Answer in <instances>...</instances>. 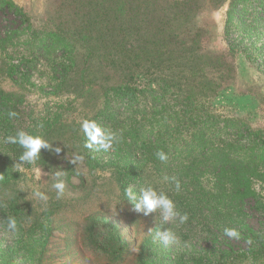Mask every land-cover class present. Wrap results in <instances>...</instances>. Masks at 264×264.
<instances>
[{
	"label": "rangeland",
	"instance_id": "374dc122",
	"mask_svg": "<svg viewBox=\"0 0 264 264\" xmlns=\"http://www.w3.org/2000/svg\"><path fill=\"white\" fill-rule=\"evenodd\" d=\"M13 1L32 18L37 35L22 36L15 43L30 63L18 69L14 77L19 80L17 82L0 73L1 87L25 96L27 114L44 115L50 119L55 114H61L58 123L80 120L86 113L81 101L61 92L56 86L58 78L63 75L62 70L56 69L71 61L70 53L62 41L51 39L49 32L57 25L64 30L77 28L84 19L86 23L95 22L99 19L98 9L102 0ZM83 8L89 14L83 17L81 13L76 15ZM195 12L191 24L203 29V47L212 55L211 66L204 72L213 81L218 78L213 84L214 96L210 105H206L211 109L210 114L224 121L238 125L245 123L252 129L264 131V0H225L221 4L203 0L200 9ZM86 30L88 35H93L95 25L87 24ZM72 34L75 38L79 37L76 32ZM92 38L102 48L104 33ZM12 50L15 48H8V51ZM7 54L5 50H0V68L3 67V58H8ZM132 65L136 71L131 84L135 89L132 90L135 92L134 99L124 94L109 97L113 101L109 110L116 112L120 109L119 114H124L120 119L126 124H130L134 114L137 118L140 115L169 114L186 105L184 99L175 96L172 91L175 87H171V83L162 94L165 98L163 102L146 90L157 86L162 64L138 60ZM148 66L151 67L147 69ZM23 72L26 74L22 78L20 75ZM151 73H154L151 78L155 81L149 79ZM202 73L199 71V76ZM193 101L204 105L201 97L193 98ZM228 128L229 124L221 129L214 126L211 133H220ZM230 130L236 133L237 125ZM71 135V131L65 128L64 137L61 136L60 141H52L53 147H59L61 151H54L49 157L52 163L48 160L46 164L38 160L27 162L15 159L0 137V264H165L166 261L173 264H264L263 256L249 254L217 262L215 258H207V254L202 258L204 252L201 248H211L212 240L186 235L184 232H188L189 226L181 223L179 217L165 223L158 212L146 216L130 207L127 198L121 196L114 177L115 167L106 164V160L113 158L119 159L117 167L125 166L124 158L113 148L104 150L94 144L91 147L92 156L100 161L95 167H89L76 149ZM65 137L71 138L68 144L63 140ZM175 158H167L162 164L173 163ZM178 158L181 160V157ZM143 166L145 172L153 174L152 179L166 170L157 166L151 155ZM57 171L61 173L59 177L56 176ZM172 178L167 173L160 184H169L174 195L189 197L184 193L183 183L179 182L181 187L177 190ZM175 178L180 180L177 176ZM58 180L65 184L64 194L59 198L53 188ZM147 180L144 181L146 184H155ZM208 184V179L203 180V185ZM260 184L263 183H258V190L264 196V187ZM40 193L47 199H41ZM8 202L20 207L17 215ZM250 214L253 215L252 211ZM10 218L16 220L15 230L8 227ZM249 222L257 226L256 217H251ZM92 223L101 224V229L106 231L97 243L101 245L110 243L109 230L112 226L117 228L115 238H120L121 242L112 245V254L105 253L88 240L86 227ZM194 224L197 222L194 221ZM166 229L176 234L174 243L165 245L155 239L157 231ZM96 231L99 230L96 228ZM198 242L200 245H197ZM229 245L236 249L241 247L239 251L245 248V243L229 236L224 244L219 243L216 247L223 249Z\"/></svg>",
	"mask_w": 264,
	"mask_h": 264
},
{
	"label": "trees",
	"instance_id": "16d2710c",
	"mask_svg": "<svg viewBox=\"0 0 264 264\" xmlns=\"http://www.w3.org/2000/svg\"><path fill=\"white\" fill-rule=\"evenodd\" d=\"M213 1L221 4L225 0ZM202 3L203 0H102L98 9L99 19L95 22L86 23L84 19L79 27L65 30L54 26L49 36L62 41L71 56L67 65L56 69L63 73L56 86L61 92L81 101L86 113L78 121L60 123L61 114H55L52 119L27 114L25 96L6 91L0 85V137L11 155L21 160L23 149L7 143L8 136L24 130L43 134L49 142L60 141L65 128H68L85 164L95 167L100 160L92 156L91 148L87 147L89 141L81 127L86 120L95 121L117 138L110 148L124 158L126 165L117 167L119 159L113 158L106 160V164L115 167L114 177L122 197L127 198L124 195L127 187L136 184L132 188L139 191L148 185L144 182L148 179L174 200L181 215H187L185 223L189 227L188 232H184L186 235L212 240L211 248H201L204 252L202 258L207 254V258H215L217 262L239 254L264 257V196L258 190V183L264 184V131L252 129L245 123L238 125L219 119L210 114L211 109L206 106L210 105L214 96L213 84L218 78L213 81L204 72L211 66L212 55L203 47V29L191 24V18ZM79 13L82 17L89 14L84 8L76 15ZM31 20L24 8L13 0H0V50L8 52V58H3V67L0 68V71L4 70L0 73L16 82L19 81L14 78L18 69L30 62L21 55L15 43L22 36L37 35ZM87 24L95 25L93 35H88ZM72 32L78 33L79 37L75 38ZM103 33L105 40L99 48L92 37ZM9 47L15 50L8 51ZM138 60L163 66L157 76V86L146 88L155 94L156 100L164 101L162 94L171 83V87H175L172 90L175 96L184 99L186 105L169 114L140 115L138 118L134 114L130 124L120 119L124 116L119 114L120 109L116 112L109 110L113 103L109 99L112 95L124 94L134 99L135 92L132 90L135 89L131 84L136 71L132 64ZM199 71L203 72L200 76ZM25 74L23 72L20 76L23 78ZM152 75L154 73L149 79L155 81ZM198 97L202 98L204 105L194 103L193 98ZM10 112L17 115L10 117ZM225 124H229L228 129L211 133V127L221 129ZM236 125L237 131L233 133L230 127ZM70 139L65 137L63 140L68 144ZM158 151L165 153L167 158L176 156L175 161L163 165L167 160H159L155 155ZM52 154L53 150L42 149L37 160L46 164ZM149 155L154 157L157 166L166 168L160 171L159 179H152L153 174L145 172L143 164ZM167 173L180 178L184 193L189 197L174 195L169 184H160ZM205 179L209 181L208 186L203 185ZM263 184L260 185L264 187ZM127 203L134 207L128 199ZM8 204L17 215L20 207L13 202ZM253 216L257 226L249 224ZM100 225L92 223L86 227L91 243H99L103 232H106ZM225 228L238 231V236L231 238L245 243L242 251H239L241 247L236 249L231 245L223 249L216 247L226 241ZM115 229L112 226L109 230L110 243L97 244V248L113 253L112 245L121 242L120 238H115Z\"/></svg>",
	"mask_w": 264,
	"mask_h": 264
},
{
	"label": "clouds",
	"instance_id": "9594fccd",
	"mask_svg": "<svg viewBox=\"0 0 264 264\" xmlns=\"http://www.w3.org/2000/svg\"><path fill=\"white\" fill-rule=\"evenodd\" d=\"M15 112H10V117H15ZM82 130L87 137L89 143L87 147L91 148L92 145H98L99 148L107 150L112 146V143L116 141V137L108 132L107 129H102L95 121H84L81 124ZM7 143L19 145L23 152L20 156L22 161L32 162L37 160L41 156L42 149H51L56 153H59L61 149L55 147L53 149L52 142H49L43 134L30 133L24 130H19L15 135L7 137ZM157 158L161 161L167 159V156L162 151H158L156 154ZM61 173L56 172V176L59 177ZM176 189L179 190L181 185L175 177L172 178ZM53 188L56 190L57 197H61L64 194L65 184L62 180H58L53 184ZM40 198L46 200L47 197L43 193H40ZM124 195L127 199L133 203L134 208L137 212H142L144 215H149L153 212H158L161 219L165 223L174 221L177 217L181 223L187 220V215H181L178 211L174 200L164 191L159 190L152 184H148L139 189L134 190L132 187H127L124 191ZM8 227L11 230L16 229V220L13 218L9 219ZM225 234L229 237H237L238 231L234 228H225ZM155 239H159L165 245L174 243L176 241V234L169 229L163 231H157Z\"/></svg>",
	"mask_w": 264,
	"mask_h": 264
}]
</instances>
